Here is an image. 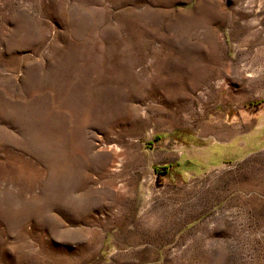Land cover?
<instances>
[{"label":"rangeland","instance_id":"rangeland-1","mask_svg":"<svg viewBox=\"0 0 264 264\" xmlns=\"http://www.w3.org/2000/svg\"><path fill=\"white\" fill-rule=\"evenodd\" d=\"M0 264H264V0H0Z\"/></svg>","mask_w":264,"mask_h":264},{"label":"trees","instance_id":"trees-1","mask_svg":"<svg viewBox=\"0 0 264 264\" xmlns=\"http://www.w3.org/2000/svg\"><path fill=\"white\" fill-rule=\"evenodd\" d=\"M171 167H172L171 165H168V166L164 167V168H163V171H164L163 173H166V170H168V169L171 168ZM160 174H161V173H160Z\"/></svg>","mask_w":264,"mask_h":264}]
</instances>
